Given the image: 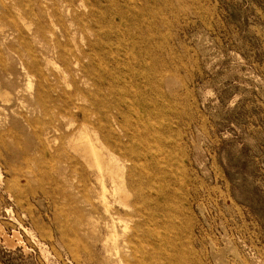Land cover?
<instances>
[{
  "label": "rangeland",
  "instance_id": "obj_1",
  "mask_svg": "<svg viewBox=\"0 0 264 264\" xmlns=\"http://www.w3.org/2000/svg\"><path fill=\"white\" fill-rule=\"evenodd\" d=\"M58 2L49 0L66 19L69 47L80 50L81 62L57 59L51 40L62 25L56 22L41 33L48 57L38 51L35 61L25 56L0 0V264H134L131 245L151 252L152 242L162 245L163 256L150 264H264V0H102L100 22L110 17L114 25L93 55L88 51L97 41L94 32L87 24L71 27L68 9ZM71 5L73 14L90 9L85 2ZM138 27L145 28L144 38L133 40L128 34L136 35ZM107 29L102 24L105 36ZM153 40L161 51L149 48L146 58L153 63V55L161 54L150 72L154 78L155 68L164 71L161 93L130 76L144 58L137 46L148 48ZM28 41L37 49V42ZM35 64L38 73L29 70ZM8 65L11 77L3 71ZM82 65L89 67L87 76ZM108 76L121 79L114 94ZM42 77L48 80L40 82ZM124 81L141 84L145 99L125 89ZM41 85H51L55 148L80 162L67 145L87 130L105 152L120 156L106 141L115 134L111 128L117 130L112 115L118 112L134 109L136 119L156 126L152 146L161 145L166 160L144 166L147 212L132 219L128 208L114 204L110 219L98 202L90 209L76 183L63 184L58 173L40 167L39 141L25 125L44 114L34 101ZM7 130L16 139L3 134ZM25 151L34 159L24 161ZM111 189L107 182L110 199ZM158 204L163 210H154ZM166 224L171 228L157 231L162 240L149 237L147 230Z\"/></svg>",
  "mask_w": 264,
  "mask_h": 264
},
{
  "label": "bare ground",
  "instance_id": "obj_2",
  "mask_svg": "<svg viewBox=\"0 0 264 264\" xmlns=\"http://www.w3.org/2000/svg\"><path fill=\"white\" fill-rule=\"evenodd\" d=\"M74 1H80L89 4L90 7L89 11L83 14L70 13L69 8L72 6L71 3ZM8 3H10V5H7ZM58 3L62 5V7H64L65 9H68L69 14L68 17L66 18L69 21L71 27L75 24L80 25L79 23L87 24L86 26L87 29L94 32L95 39H97V41L90 44L88 51L91 52L90 55H93L94 51L96 50V47L101 42L102 38H106L107 36L111 35V31L109 30L114 25L113 24L114 21H111L110 17H106V19H104L102 24L103 26L108 28L107 35L105 36V34L101 33L100 29L102 24L99 19L100 10L98 9V7L101 6L102 0H59ZM54 4L55 3L50 4L49 0H26V2H23L22 4L18 2V0H3V10L6 13L5 17L7 19L6 25L11 26L13 28V32L18 33L17 35L18 41L21 42L24 48H26L25 51L27 54L25 56L35 61L37 58L35 54L36 51H38V53L41 54V56H43L44 58L48 57L45 56L47 55L45 52L46 47L44 46L46 39L41 38V33L44 31L45 24L48 23L50 25H55V22L57 24L61 23L62 29L60 35L54 36V38H52L51 40L53 41L51 46L53 51H56V56L58 57L57 59L63 63H67L70 58L71 59L74 58L78 62H81V58H79V54H78L80 50L78 49L75 52L69 47L71 42L70 30L67 27V25L64 24L66 19L64 18L65 21L63 22V19L62 17H60V15H58V11L56 10ZM9 8L17 11V16L15 18L14 17L12 18V15L8 14ZM32 24H34L35 28L31 26ZM136 29H137L135 30L137 32L136 35L133 36L129 33L128 36L133 40H136L137 37L144 38L145 28L138 27ZM29 37H31L33 41L37 42L36 45L37 49H32L30 42L28 41ZM142 48L145 49V52L144 50H142ZM149 48L152 49L154 48V50L161 51V45L155 40H153L152 44H149L148 48L147 45L145 44L138 45L137 50L138 51L140 50L142 52L141 54L143 55L144 58L142 59V61H139L137 65H135V67L133 68L134 70L132 71V74L130 76L135 80L136 79L143 80L149 86L150 85L153 86V89L155 87L156 92L161 93L162 92L161 80L165 76L164 71L162 69L157 70L158 68H155L156 69L155 72L157 71L155 77L152 78L150 74V72H154V67H156L155 66L157 65L156 63L160 61L161 54H154L152 59H155L156 62L149 63L148 59L146 58L149 54L148 53ZM18 54L20 59L24 62L25 61L24 55L21 54L20 52H18ZM84 55L86 57L88 56L87 54ZM87 66L88 65L85 66L82 65V71H84V74L86 76L89 73L88 70L89 67ZM29 70L38 73V65L35 64L30 66ZM3 71L7 73L9 77L13 75V69L10 66L3 67ZM103 79L104 78L101 77L99 78L98 89L103 88L102 87ZM47 80H48L47 77L46 78L42 77L40 82ZM107 80L109 81L107 87L112 91L111 93L114 94V92H116L117 90V89L115 90V88H117L118 85H121L120 84L121 79L119 77L116 78V77L108 76ZM133 84L134 86L124 81L122 83V86L125 89L127 88L131 92H134V94L137 96L138 99L139 98L145 99L146 95L144 94V91L141 89V84L138 85L134 81ZM50 90H51V85L49 86V88L42 87V85L39 86V89L36 95L34 96V101L38 104L37 106L40 112H43L44 114L39 116L38 113L35 119H33L32 121L28 120L27 124L25 125V128L28 131H30V134L33 136V138L39 141V148H38L39 157L38 159L35 160H37L38 164H40V167L43 170H45V172L47 169L48 170L50 169V174L58 173L60 175V179L62 180L63 184L67 185L68 183L69 184L76 183L78 188V194L83 195L84 201L85 203H87L90 209H95V204L96 202H98L100 206L104 209L105 214L110 219L115 220L114 215L116 212L114 211L115 208H113L114 204L122 205L128 208L130 212H132L131 214L132 219L142 216L143 213L147 212V208L145 207V202H144L146 199L145 197L146 195L143 192L144 189L140 181L142 173L145 176L148 174V172L146 173L145 168L148 166L150 161H152L153 163L154 161L155 162L157 161L158 166H160L161 164L164 163V160H166L164 156L163 147L157 144L155 147L156 149H154L152 146L154 143H156V141H158V139L155 140L157 134L153 135L154 133H158V130L155 129L156 126L154 128V125L143 116L141 117L139 115L138 119H136L135 115H133L134 113L137 114L134 109L130 108V111L125 112V114L122 112H118V115H112L113 117L111 116L113 122L116 124L115 127L117 128V130L110 127L115 132V134L112 133V135H109V138H107L106 141L107 143H110L112 147H114L116 150L119 151L120 156H115L112 153H108V150L107 152H105L104 147L101 145L99 146L98 144L99 140L92 139L91 138L92 135L90 136V134L87 133L88 130L86 129L87 130L86 133L82 132L84 134L78 136V138L74 139L71 143L67 145L68 148L73 150V152L76 153L78 157H80L82 161L80 162L78 161V159L75 158V156L71 155L68 151L64 153V155H62L60 153V150L55 148L56 146H54L56 145V138L54 137L57 130L54 127V121L56 119L54 108L52 106L51 97L48 94V91ZM122 94L123 93L117 95H122ZM127 99L128 98H126V100ZM146 100L149 103L151 99L147 98ZM47 102L50 103L48 107H47ZM143 105L144 103L142 104V106ZM164 109L168 110L167 107H165ZM122 114L126 116L120 117L122 116ZM130 115L132 116L131 119L134 120L132 121L133 124H130L129 122L130 119L128 118L130 117ZM121 118L123 119L121 120ZM139 128H141L140 133L137 132ZM3 134L8 135L13 139H16L13 130H7ZM146 135L151 136V138H148ZM176 145L178 144L176 143ZM24 154H25L23 158L24 161L28 162L34 159L31 158L30 153H27V151H25ZM138 169L140 170L139 173H137ZM57 181L60 182L59 179H57L56 184ZM107 182H110L112 184L110 195H112L113 197L111 199L109 198V195L107 193ZM96 184L98 185V188H95ZM133 196H134V201L130 203L129 199ZM161 208L162 207L159 206L158 204V207H156L154 210L156 211H158V209L163 210ZM168 227L171 228V225L166 224L164 228L160 226L158 227V229L147 230V233L150 238H153V240L160 241L162 240V238L158 236L157 231L159 229H167ZM116 238H117L116 233L112 229L110 231V239L116 242L117 241ZM150 245L153 248L151 252L143 250V248L137 244L131 245L132 249L129 254L135 260L134 264H150L151 260H159L160 258H162L163 256L161 252L162 245L161 244L155 245L153 242L150 243Z\"/></svg>",
  "mask_w": 264,
  "mask_h": 264
}]
</instances>
